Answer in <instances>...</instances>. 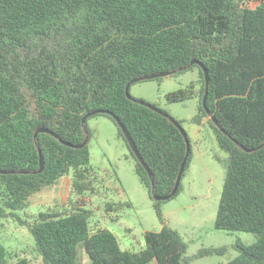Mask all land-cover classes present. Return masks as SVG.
<instances>
[{
  "label": "trees",
  "instance_id": "16d2710c",
  "mask_svg": "<svg viewBox=\"0 0 264 264\" xmlns=\"http://www.w3.org/2000/svg\"><path fill=\"white\" fill-rule=\"evenodd\" d=\"M194 59L209 70L207 108L224 131L203 106L205 73L198 64L190 65ZM194 67L201 86L193 95L198 93L201 112L193 122L207 118L230 155L215 227L257 236L252 245L237 244L238 255L226 264H264V146L245 150L264 142V0H0V171H13L0 173V217L25 226L36 252L9 262L0 240V264H80V243L91 264H189L226 251L202 248L185 257L186 244L166 225L145 233L142 250H122L111 230L93 229L94 213L85 199L100 185L110 199L107 213L130 205L117 173L93 168L89 141L82 148L65 143H83L91 136L88 119L107 115L151 195L169 194L186 156V139L159 106L162 97L153 105L167 115L127 96L126 87L147 74L174 70L177 75ZM99 109L110 113L83 123ZM115 117L152 170L154 187ZM39 127L52 133L35 137ZM191 158L192 151L185 171ZM70 173L74 206L41 212L34 220L21 217L22 209ZM181 188L182 181L177 194ZM154 201L164 222V201Z\"/></svg>",
  "mask_w": 264,
  "mask_h": 264
},
{
  "label": "rangeland",
  "instance_id": "374dc122",
  "mask_svg": "<svg viewBox=\"0 0 264 264\" xmlns=\"http://www.w3.org/2000/svg\"><path fill=\"white\" fill-rule=\"evenodd\" d=\"M200 86L199 70L194 67L162 79L138 81L130 87L132 97L150 104L162 97L159 106L180 120L191 137L192 158L182 178V188L175 197L161 203L164 222L158 217L155 199L137 173L136 159L119 135L117 124L103 114L88 119L91 165L97 171L113 170L117 173L130 205L123 206L116 213H107L105 203L110 199L99 185L97 193H85V199L89 202L87 208L94 213L93 229L101 227L111 230L122 250H142L146 246L145 233L160 231L164 225L181 236L186 244L185 257H192L202 248H227L223 254L194 259L189 264H226L238 255L237 244L249 246L257 241L254 233L225 231L215 227L230 155L220 146L207 118L201 124L193 122V118L201 112L198 93L197 97L193 95ZM169 94H176L177 99L167 101L165 98ZM72 179V173L59 178L51 185L50 192L20 211L21 217L34 220L41 212L74 206L76 194ZM0 240L7 249L9 262L36 254L32 234L12 218L0 217ZM78 262L91 264L84 243H80L78 248Z\"/></svg>",
  "mask_w": 264,
  "mask_h": 264
},
{
  "label": "water",
  "instance_id": "95a60500",
  "mask_svg": "<svg viewBox=\"0 0 264 264\" xmlns=\"http://www.w3.org/2000/svg\"><path fill=\"white\" fill-rule=\"evenodd\" d=\"M193 64H198L204 71L205 73V82H206V85H205V95H204V98H203V106L205 108V110L208 112L210 118L214 121V123L216 124V126L223 130V127L222 125L218 122V120L216 119V117L211 114L209 111H208V108H207V96H208V92H209V85H210V74H209V70L208 68L201 62H199L198 60L194 59L192 60V62L190 63V65H193ZM187 68V67H185ZM184 69V68H182ZM175 71L174 70H170V71H166V72H160V73H154V74H147V75H144L142 77H137V78H134L132 79L127 87H126V94L127 96H130V87L133 83L135 82H138V81H143V80H149V79H155V78H158V77H165V76H170L174 73ZM147 105L149 107H151L152 109L164 114V115H167V113L163 112L161 109H159L158 107L154 106L153 104H150V103H147ZM99 113H110L108 110H105V109H99V110H95V111H92L90 113H88L86 116H84L83 118V123L86 122L87 118L90 117V116H93L95 114H99ZM116 118V117H115ZM171 120L176 124V126L180 129L181 133L183 134V136L185 137L186 139V144H187V152H186V156L181 164V167H180V170H179V173H178V176H177V180H176V183L174 185V188L172 189V191L169 193V194H166V195H158L156 193L153 192V197L155 200L157 201H165V200H169L171 199L173 196H175L179 190V186L181 184V181H182V178H183V173L185 171V167H186V163H187V159L190 155V152H191V145H190V140L188 138V135L185 131V129L183 128V126L173 117H171ZM116 121L118 123V125L121 127L127 141L129 142V145L131 147V149L133 150V152L135 153V155L137 156L138 160L140 161V163L144 166V168L146 169V171L148 172V175L151 179V182H152V186L154 187L155 185V177H154V174L152 172V170L148 167V165L145 163L140 151L138 150L137 148V145L135 143V141L133 140L132 136L130 135L128 129L126 128V126L124 125V123L116 118ZM41 132H47V133H52V131H50L48 128L46 127H39L37 128L36 130V133H35V137L38 136L39 133ZM90 139V135L88 134L86 139L84 140L83 143L79 144V145H73L71 143H68V142H65L66 145L68 146H74L76 148H82L84 147L88 141ZM264 146V142L262 144H260L259 146H256L254 148H245V150L247 152H252V151H256L260 148H262ZM44 165H45V160H44V157H43V154L42 152L40 151V168L38 170V172H42L43 169H44ZM13 171H0V173H4V174H7V173H12Z\"/></svg>",
  "mask_w": 264,
  "mask_h": 264
}]
</instances>
